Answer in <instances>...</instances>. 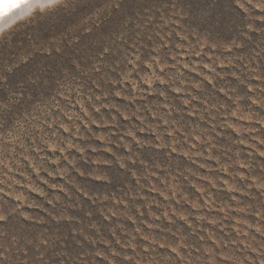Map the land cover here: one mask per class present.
<instances>
[{
    "label": "rangeland",
    "instance_id": "rangeland-1",
    "mask_svg": "<svg viewBox=\"0 0 264 264\" xmlns=\"http://www.w3.org/2000/svg\"><path fill=\"white\" fill-rule=\"evenodd\" d=\"M0 264H264V0L1 29Z\"/></svg>",
    "mask_w": 264,
    "mask_h": 264
},
{
    "label": "bare ground",
    "instance_id": "bare-ground-1",
    "mask_svg": "<svg viewBox=\"0 0 264 264\" xmlns=\"http://www.w3.org/2000/svg\"><path fill=\"white\" fill-rule=\"evenodd\" d=\"M55 1L56 0H53V2ZM49 3V0H27V3H21L19 8L13 9L6 15L2 14V5H0V30L16 21L19 17L30 12L35 6L46 5Z\"/></svg>",
    "mask_w": 264,
    "mask_h": 264
},
{
    "label": "snow or ice",
    "instance_id": "snow-or-ice-1",
    "mask_svg": "<svg viewBox=\"0 0 264 264\" xmlns=\"http://www.w3.org/2000/svg\"><path fill=\"white\" fill-rule=\"evenodd\" d=\"M53 2V0H49ZM21 3H27V0H0V5H2V14H8L13 9L19 8Z\"/></svg>",
    "mask_w": 264,
    "mask_h": 264
}]
</instances>
